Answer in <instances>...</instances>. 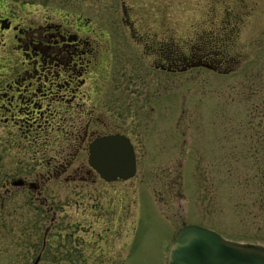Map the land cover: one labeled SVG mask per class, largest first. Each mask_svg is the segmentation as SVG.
Instances as JSON below:
<instances>
[{
  "label": "rangeland",
  "instance_id": "1",
  "mask_svg": "<svg viewBox=\"0 0 264 264\" xmlns=\"http://www.w3.org/2000/svg\"><path fill=\"white\" fill-rule=\"evenodd\" d=\"M44 23L76 36L77 85L36 79L27 128L7 86L26 66L12 26ZM89 119L129 136L131 178L90 167ZM71 159L84 181L47 185L58 218L43 245L44 206L1 185ZM185 224L264 246V0H0V264H165Z\"/></svg>",
  "mask_w": 264,
  "mask_h": 264
},
{
  "label": "flooded vegetation",
  "instance_id": "2",
  "mask_svg": "<svg viewBox=\"0 0 264 264\" xmlns=\"http://www.w3.org/2000/svg\"><path fill=\"white\" fill-rule=\"evenodd\" d=\"M12 27L14 31L13 36H15L17 41V49L22 55H24L23 57H25V59L22 61L26 64V66L20 73L16 74L11 81L7 82V86L9 87V93L13 96V100L17 98L19 101L24 103L22 104L24 107H28V109H20V111L22 110L21 113L24 115L17 118L18 122L22 120V125H25L28 128L30 126L29 124H31V120H34L33 115L36 114V112L40 113V110L37 111L36 109L31 108L34 102L32 95H37V91L40 89L38 87V82L35 81L36 79L43 80L41 82L42 86L49 83L51 85L49 89L52 88L53 84H57V86L60 85L61 91H68L70 88L69 86L72 84L77 85V82L74 80L76 77L75 73L77 71V67L74 66V64L76 63L75 61L78 59V56H67L66 52L68 51L65 48L66 44H68L67 41L70 40L71 37L74 38L72 40L74 41L73 44H77V40L75 35L72 36L66 30L61 29V26L49 23L39 25L29 24L27 26L13 24ZM10 28L11 22L6 25V29ZM53 78H61L62 80L57 82V80H53ZM33 85L34 88L32 89ZM73 89H75L73 91H78L79 86ZM2 93L4 95L6 92L3 91ZM40 93L46 95V91H41ZM56 93L57 92H55V94ZM52 95L53 93H49L50 98L49 96H47V98L51 100ZM92 121V119H89L83 126V130L80 134L81 139L80 147L78 148L79 150L86 147L88 151L89 143L95 137L104 134H111L110 131L103 134L98 133L95 129L97 121ZM124 135L127 136V134ZM127 137L129 138V136ZM78 152L79 151L77 150L75 155H77ZM72 162L73 159L66 161V163L63 161L60 165L48 166L46 170L42 172L33 173V176L30 178L25 175L11 180L6 179L1 185L3 191L1 193L2 198L7 195H11L13 192L11 189L15 188L17 191L23 190L27 193H31L33 199L39 200L42 206H44L45 213L50 215V224L45 228V239L43 241V245H46L47 234L51 231L58 218L57 203L45 193L47 185L52 180L61 181L63 184H67L69 182L82 183L84 181L82 170L72 167ZM15 180H18L19 182L17 184H13ZM44 194H46V196ZM62 205L63 204H61V206ZM65 213H67V211ZM37 256H40L41 258L40 253Z\"/></svg>",
  "mask_w": 264,
  "mask_h": 264
},
{
  "label": "water",
  "instance_id": "3",
  "mask_svg": "<svg viewBox=\"0 0 264 264\" xmlns=\"http://www.w3.org/2000/svg\"><path fill=\"white\" fill-rule=\"evenodd\" d=\"M88 164L104 181L127 180L136 173L133 144L120 133L97 136L89 143ZM165 264H264V246L228 240L205 226L186 224L176 231Z\"/></svg>",
  "mask_w": 264,
  "mask_h": 264
},
{
  "label": "trees",
  "instance_id": "4",
  "mask_svg": "<svg viewBox=\"0 0 264 264\" xmlns=\"http://www.w3.org/2000/svg\"><path fill=\"white\" fill-rule=\"evenodd\" d=\"M15 1H20V0H15ZM214 41L212 39L207 40L208 49L207 48H203L202 49V52L205 53V55H207V56H214L215 55V52H217V51H219L221 49L219 46H217V48L214 47V45H215ZM169 46H171V45H169ZM202 46H203V44H202ZM207 46L205 45L204 47H207ZM167 49H170V48H168V46H165L164 45V51L162 52L161 49H159L158 50L159 51L158 53H163L162 55L166 59H171V58H173L175 56L176 57H179L180 56V50L178 52L175 49H172V50H167Z\"/></svg>",
  "mask_w": 264,
  "mask_h": 264
}]
</instances>
